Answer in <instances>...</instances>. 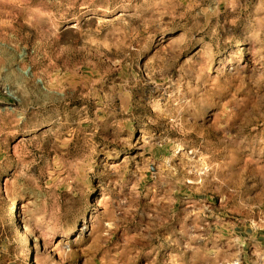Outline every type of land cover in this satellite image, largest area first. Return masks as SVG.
<instances>
[{
    "label": "rangeland",
    "instance_id": "374dc122",
    "mask_svg": "<svg viewBox=\"0 0 264 264\" xmlns=\"http://www.w3.org/2000/svg\"><path fill=\"white\" fill-rule=\"evenodd\" d=\"M0 264H264V0H0Z\"/></svg>",
    "mask_w": 264,
    "mask_h": 264
}]
</instances>
